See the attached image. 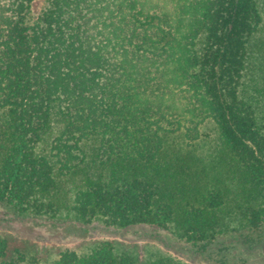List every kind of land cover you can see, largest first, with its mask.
<instances>
[{"label": "trees", "instance_id": "1", "mask_svg": "<svg viewBox=\"0 0 264 264\" xmlns=\"http://www.w3.org/2000/svg\"><path fill=\"white\" fill-rule=\"evenodd\" d=\"M35 1L0 0L3 221L154 225L249 264L264 250V0ZM20 249L0 237V264H139L111 241Z\"/></svg>", "mask_w": 264, "mask_h": 264}, {"label": "rangeland", "instance_id": "2", "mask_svg": "<svg viewBox=\"0 0 264 264\" xmlns=\"http://www.w3.org/2000/svg\"><path fill=\"white\" fill-rule=\"evenodd\" d=\"M43 4V0H36L34 11L38 12ZM3 218L4 214L0 212V237L7 238L11 245L20 247L26 254L45 249L53 257L64 249L83 252L99 241H111L118 252L131 255L139 264L160 256H171L184 264H212L204 256L195 253L188 243L178 241L169 231L154 225H138L117 232L98 224H76L65 217L58 220L45 217L14 219L10 222H4ZM247 257L249 264L262 263L264 250Z\"/></svg>", "mask_w": 264, "mask_h": 264}]
</instances>
